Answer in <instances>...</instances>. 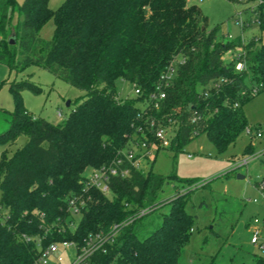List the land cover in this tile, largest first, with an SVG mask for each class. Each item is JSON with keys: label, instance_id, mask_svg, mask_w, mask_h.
Returning <instances> with one entry per match:
<instances>
[{"label": "trees", "instance_id": "trees-1", "mask_svg": "<svg viewBox=\"0 0 264 264\" xmlns=\"http://www.w3.org/2000/svg\"><path fill=\"white\" fill-rule=\"evenodd\" d=\"M48 2L0 0V64L20 70L35 65L85 95L55 125L23 107L21 93L37 95L40 88L28 81L9 85L15 107L0 144L11 143L17 134L27 140L0 160V264H35L51 243L67 241L79 250L90 236L108 235L113 225L138 211L149 209L150 214L159 207L157 196L177 178L174 171L163 176L132 168L127 178L110 179L111 199L89 187L83 174L109 164L129 144L143 121L140 105L174 59L176 73L165 98L147 114L164 117V125L174 131L170 150L181 151L204 134L223 153L252 127L243 106L264 93L260 38L225 41L219 26L207 31V17L188 0H65L56 10ZM252 12L264 33V0ZM15 13L18 19L12 24ZM50 20L52 38L41 40L38 33ZM12 32L15 44L10 46ZM237 48L246 63L243 72L223 59ZM118 82L136 86L142 94L117 100ZM244 153L253 154L252 142ZM166 203L168 212L156 229L142 236V218L133 221L88 264H178L193 218L185 212L186 196ZM71 206L79 209L73 230ZM261 263L264 259L254 264Z\"/></svg>", "mask_w": 264, "mask_h": 264}, {"label": "rangeland", "instance_id": "rangeland-1", "mask_svg": "<svg viewBox=\"0 0 264 264\" xmlns=\"http://www.w3.org/2000/svg\"><path fill=\"white\" fill-rule=\"evenodd\" d=\"M16 1L19 5L23 2ZM64 1L49 0L48 7L56 10ZM260 1L188 0V3L198 6L207 17V31L220 27V36L225 41L241 39L246 43L257 37L264 44V33L261 34L252 12ZM17 19L15 13L11 23L14 24ZM239 22L244 25L240 26ZM53 31L54 23L50 20L39 31L38 37L49 41ZM233 52L223 56L225 62H230ZM24 81L41 90L37 95L30 90L21 93L25 110L55 125L64 121L85 95L35 65L20 70L0 64V134L9 128L15 107L9 85ZM117 89L119 100L135 97L133 86L127 82H118ZM243 112L252 129L259 128L263 133L262 138L253 142V154L250 155L254 158L246 167L237 165L248 157L244 152L251 142L245 132L223 153H219L202 134L181 151L167 149L151 152L149 162L142 164L143 171L152 169L163 176L174 171L177 176L159 192V207L139 222L138 225L144 229L142 236L160 224L162 215L168 212V200L175 196L187 197L185 212L193 218V224L189 242L182 249L178 264H254L255 260L264 259V249L260 248V245L264 246V190L254 186L264 178V93L249 100L243 106ZM26 140L23 134H17L11 143L0 144V160L10 158ZM90 172L88 168L83 175L87 177ZM237 175L243 176V179H238ZM187 179L192 180L185 181ZM204 184H207L206 188L202 187ZM106 197L111 199L112 196L108 193ZM0 213L4 214L2 208ZM72 217L75 223L71 230L78 221L77 215ZM255 228L259 231L257 245L251 243ZM58 254L62 257L61 264H71L76 251L74 248H59ZM48 264H55L53 257L48 259Z\"/></svg>", "mask_w": 264, "mask_h": 264}, {"label": "built area", "instance_id": "built-area-1", "mask_svg": "<svg viewBox=\"0 0 264 264\" xmlns=\"http://www.w3.org/2000/svg\"><path fill=\"white\" fill-rule=\"evenodd\" d=\"M242 2V0H237ZM239 25H244L239 22ZM233 57L230 62L235 64V70L237 72H243L246 70V63L242 56L243 52L241 48H237L236 52H233ZM176 73V61L175 59L169 64L166 71L160 76L159 83L147 98L145 104L140 105L141 112L138 117L141 118L142 124L136 127V132L130 139L129 144L121 151L119 156L111 161L109 164L103 165L99 168L91 169L89 176L86 177V183L89 187H94L99 190L102 194L107 196L110 193L109 181L111 178H127L130 175L132 168L137 170H142V164L146 161L149 162L151 152L157 153L158 150H166L170 147L172 137L174 136V131L169 126H165L163 121L164 117L156 119L152 116H147L149 108L152 106L155 110L160 107V102L165 98V89L169 86L171 80ZM261 85L253 87L250 91L251 96H255ZM133 91L135 97L142 94V91L133 86ZM117 96V100H119ZM128 99V98H126ZM124 100V99H123ZM60 116V114H59ZM170 122V119H167ZM193 121V120H192ZM244 132L250 137V141L253 142L255 139H260L263 136L262 131L258 129H252V127H246ZM252 155L240 160L237 164L239 167H246L251 159ZM256 188L260 191L264 190V178L256 182ZM149 209H142L132 216H129L122 222L113 225L110 233L108 235L96 234L88 238L86 245L79 250H76L73 243L64 241L51 243L45 249L41 251L39 259L37 262L40 264H48V259L50 257L54 258L55 264L62 263V257L58 254L59 248L64 250H69L74 248L76 251L75 259L71 264H88L90 257L98 251L104 244L110 243L112 238L118 235L119 231L126 226L130 225L133 221L143 218L149 213ZM70 212L72 215H78L79 209L75 206L70 207ZM4 215L0 213V224L4 221ZM257 223V221H255ZM258 234L259 231L255 228L253 236L251 238V243L254 245L258 244ZM39 246V243H37ZM263 250L264 246L260 245Z\"/></svg>", "mask_w": 264, "mask_h": 264}, {"label": "water", "instance_id": "water-1", "mask_svg": "<svg viewBox=\"0 0 264 264\" xmlns=\"http://www.w3.org/2000/svg\"><path fill=\"white\" fill-rule=\"evenodd\" d=\"M8 44H9L10 46H12V45L15 44V34H14V32L11 33V35H10V37H9V39H8ZM237 178H238V179H243V176H241V175H237Z\"/></svg>", "mask_w": 264, "mask_h": 264}, {"label": "crops", "instance_id": "crops-1", "mask_svg": "<svg viewBox=\"0 0 264 264\" xmlns=\"http://www.w3.org/2000/svg\"><path fill=\"white\" fill-rule=\"evenodd\" d=\"M14 23H15V21H14Z\"/></svg>", "mask_w": 264, "mask_h": 264}]
</instances>
